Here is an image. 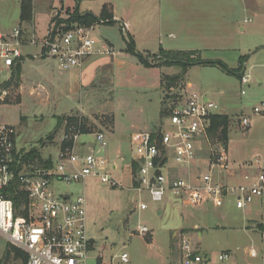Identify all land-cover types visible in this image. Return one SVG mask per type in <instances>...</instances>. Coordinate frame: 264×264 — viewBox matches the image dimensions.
<instances>
[{"label":"rangeland","instance_id":"obj_1","mask_svg":"<svg viewBox=\"0 0 264 264\" xmlns=\"http://www.w3.org/2000/svg\"><path fill=\"white\" fill-rule=\"evenodd\" d=\"M34 1L33 20L24 23L21 28L25 36V44L21 47L25 58L9 69L4 59L0 58V84L9 81L18 67L16 76L20 84L13 80L0 85V124L14 125L18 130L19 148L24 151L38 148L41 158L46 159L60 149L62 135L66 131L63 125L57 132V116L84 115L92 126L91 133L105 132L111 149L114 145L120 146L123 154L130 158L132 132L145 126L152 129L158 122L162 123L160 110L165 105V95L169 89L166 84L162 87L163 74H182L183 67L173 59L170 61L172 66L148 67L136 55L125 51L127 42L121 23L95 24L93 36L98 40L110 41L115 53L108 56L109 62L103 66V73L94 84L85 87L80 99L79 79L75 82L76 89L74 84L67 81L69 71L61 70L57 60L51 57L33 58L26 54L40 51L39 46L27 42L32 38L28 34H34L38 41H42L48 33L51 18H69L77 3L75 0ZM107 1L82 0L79 13L90 11L98 14ZM256 2L259 5L257 10H244L241 0H186L183 5L177 2L167 6L168 3H165L160 12L152 13H156L166 27L183 23L198 31L203 38L191 34L193 39L189 41V46H197L191 48L202 49L204 58H221L230 69L239 71L228 72L220 66L192 65L184 75V82L192 83L191 91L207 93L220 105L221 111L231 116L230 157L236 162L235 165L244 164L242 168L248 172L264 169V118H256L249 129L242 130L237 125L236 117L241 111L250 112L251 107L264 98V0ZM141 14L135 12L133 18L139 20ZM168 16L172 17L170 21H166ZM18 21L19 0H0V31L13 32ZM170 32L167 28L163 29L164 40L179 38L176 31H173L176 36L169 38ZM180 36L183 37L182 34ZM151 48L158 51L160 44ZM200 57L197 54L184 60L190 63L198 61ZM241 58L244 59L240 65ZM149 59L159 63L164 58L159 60L150 56ZM244 68L252 74L251 85L240 83L239 73ZM242 88L246 90L245 95L241 94ZM32 91L35 93L32 94ZM81 103L83 111L78 110ZM55 130L54 138L48 139ZM89 134L81 135L79 143L92 142L93 136ZM200 145L206 149L204 142ZM257 158L258 166L247 165L255 163ZM116 176L125 178L127 185L110 188L89 179L84 189L87 198V234L96 240L98 249L106 248V254L112 252V246L118 250L125 247L131 256L130 264L174 261L180 257L179 236L184 233L190 240L192 238V245L202 252L216 254L227 250L234 254L233 264H259V259L249 256L248 249L255 247L259 251L261 247L264 198L257 199L245 209H239L233 201H226L221 207L213 204L184 207L171 201L154 202L145 195L149 209L135 213V194L127 188L130 184L128 170L116 172ZM59 187L83 192V187L76 183H60ZM141 223L150 227L152 234L142 236L135 232ZM7 248L12 249V253L6 264H24L15 257L16 251L13 249L18 248L9 245L2 236L0 261H4Z\"/></svg>","mask_w":264,"mask_h":264},{"label":"built area","instance_id":"obj_2","mask_svg":"<svg viewBox=\"0 0 264 264\" xmlns=\"http://www.w3.org/2000/svg\"><path fill=\"white\" fill-rule=\"evenodd\" d=\"M121 25L126 34L128 23ZM94 28L73 25L67 30L49 29L42 41L33 35L27 42L40 47L39 56L54 58L61 70L70 71L82 68L91 57L115 53L108 41L93 36ZM24 37L21 27L0 33V58L6 67L16 66L25 57L21 50ZM252 81V74L246 68L241 70V85H251ZM191 88L192 83L184 80L169 87L162 123L155 130L131 134L130 158L120 146L110 153L105 132L81 133L71 126L62 135L60 149L46 159L42 157L50 160L46 165L38 159L32 162L25 158L29 151L18 146L17 128L0 124V236L26 254L27 264H130L125 247L118 250L112 246V252L106 254V248L98 249L96 240L88 236L84 191L89 179L110 188H123L127 185L125 178L117 177L116 172L125 169L130 177L127 188L135 194V213L149 209L145 195L154 202L171 201L184 207H221L233 201L239 209L263 199L264 170L245 172L240 179L226 181L236 175L229 149L215 143L209 134L211 117L225 113L207 93ZM241 94L246 90L242 88ZM78 110L83 111V103ZM236 117L240 129H249L256 118H264V98L250 112L241 111ZM85 134L92 135L93 141L79 143ZM66 142L72 144L64 146ZM255 163L259 164L258 158ZM60 183H76L83 192L61 189ZM135 232L148 236L152 229L141 223ZM179 238L180 257L161 264L235 263L231 251L205 253L193 246L186 234ZM260 244L259 251L251 247L248 254L264 264V230Z\"/></svg>","mask_w":264,"mask_h":264},{"label":"crops","instance_id":"obj_3","mask_svg":"<svg viewBox=\"0 0 264 264\" xmlns=\"http://www.w3.org/2000/svg\"><path fill=\"white\" fill-rule=\"evenodd\" d=\"M185 1L186 0H109L105 4L112 5L115 20H117L121 24L128 23L129 27L127 28V32L134 39L138 51H140L142 53H147L148 51H154L155 53H157L159 50L158 51L152 50L154 48H151V47H154L155 45L160 44V48H163L164 50H167V51H196L198 54H200L202 56L203 59H207V58L203 57V52H202L203 50L202 49L191 48V47H197V46H189V41L191 39H193L191 37L192 36L191 34L199 35L198 37H200L202 39L203 37H202L201 33H199L196 30H192V28L187 27L183 23L176 24L173 27H166L167 25H165L163 20L160 19L156 13H155V15L152 14L155 11H157V13L160 12L165 3H168L167 6H170L171 4H175L177 2H179L180 4L183 5V4H185ZM241 1L243 2L244 10H249V9L257 10L259 8V5L256 2V0H241ZM35 4H36V1H34V6H35ZM19 5H20V0H19ZM166 8H168V7H166ZM87 12H90V11H87ZM100 12L98 14L97 13H95V14L99 15ZM135 12L142 13L141 16L139 17L140 18L139 20H136L135 18H133V15ZM82 13H86V11L82 12ZM171 18H172L171 16H168L166 21H170ZM50 22H51V20H50ZM17 25H15L13 29H15L17 27L22 28L24 23L21 25L20 21H18ZM164 28H167L168 30L171 31L169 34V38L176 36V34L173 31H176L178 33L179 38H177V40H172V39L169 41L164 40L163 36H162V31ZM49 29H50V23H49L48 31H49ZM11 31L12 30H6L4 32L0 31V33H7L8 34V33H11ZM181 34L183 35V37L180 36ZM33 35L34 34H32V35L30 33L28 34V36H33ZM103 40L108 41L107 39H103ZM108 42L112 47H114L110 41H108ZM150 44L154 45V46H149ZM39 53H40V51L37 52L36 54L33 53L32 51L26 52L27 55H29L33 58H42L41 56L38 55ZM99 57H102V58H99ZM109 58L110 57H108V56H106V57L94 56V57L87 59V61L82 66V68H78V69H74V70L69 71L67 81H69L71 85L74 84V87H76V89H77L76 83H77V81L79 82L78 92L80 95V99H81V97H83V95L85 93L84 92L85 87H88L89 85L94 84L96 82L97 78L99 77V75L103 73V71H102L103 66L107 62H109ZM207 60H222L223 62H225L221 58H214V59L208 58ZM8 69H9V67H8ZM77 79H79V80H77ZM6 82H7V80L3 81L0 85L5 84ZM20 89H21V95H22V89H23L22 83H21ZM34 91H35V89H34ZM34 91H32V94L35 93ZM160 114H161V110H160ZM65 115H67V114H65ZM161 119H162V117H161ZM159 124H160V122H158L156 124V126L152 129L145 126L144 129L135 130L133 132L144 131V130H155ZM116 147L118 149L117 145L113 146V149H111L112 151H110L111 154H114L116 152V150H117ZM114 149H116V150H114ZM231 160H232V164H233V167L235 169L236 175L233 177H228L226 179L227 182H233L235 179H240L241 174L248 172L247 170L244 171V169L242 168V166L244 164L239 163V164L235 165L236 162L233 159H231ZM247 165H249V166L257 165L258 166L259 164L252 162V163H248ZM260 169L261 168H257V170H260ZM261 170H264V169H261Z\"/></svg>","mask_w":264,"mask_h":264},{"label":"trees","instance_id":"obj_4","mask_svg":"<svg viewBox=\"0 0 264 264\" xmlns=\"http://www.w3.org/2000/svg\"><path fill=\"white\" fill-rule=\"evenodd\" d=\"M75 1L77 5H76V8L72 10L73 12L70 15V17L67 19L53 17L50 22V29H53L54 31L56 29L67 30L73 26V23L80 25V26H92L95 24H114L118 22L117 20L114 19L113 8H112V5L110 4H104L102 6V9L99 15H96L92 12H86L82 15H78L79 6H80L79 3L82 0H75ZM20 9H21L20 10L21 25L23 23L31 22L34 17V0H20ZM68 10L70 11L71 9H68ZM61 24H64V25L60 28ZM122 33H124L123 29H122ZM123 35L127 42V47L125 48V51L133 55H136L139 61L143 63L144 65L148 67L150 66H157V67L172 66L170 61L173 59L174 61L179 62L178 65L183 67L182 74H177L173 76L163 74L162 87H164V84H166V86L169 88L173 86L175 83H177L178 81H183L185 73L187 72L188 68L192 65L220 66L221 68H223L224 70L228 72H239L238 70L236 71L234 69H230L228 65L222 60H207V59H203L202 57H200L198 61H191L190 63L184 60L186 58L188 59L190 56L197 55L198 53L196 51H167V50H164L163 48H160L159 51L154 54L149 53V52L142 53L137 50L136 43L128 32ZM150 56L153 59H157V58L159 60L160 58H164V59H162L163 61L158 63V62H155L154 60L151 61L149 59ZM243 59L241 58L240 65L243 62ZM18 69L13 71V77L9 81H7L6 84L9 83L10 81L16 80L17 84L20 85L19 77L16 76L18 74ZM239 76H240V73H239ZM163 114H164V107L161 109V116ZM57 119H58L57 128H56L57 132L60 128H62L63 125L66 126V129H68L71 126H76L81 131V133H90L92 131V126H90L88 118L84 117V115L83 116L62 115V116H57ZM230 123H231V116L226 113L225 114H215L211 117L209 134L215 143L221 142L228 147L229 139H230V126H231ZM55 133H56V130L55 132H52L48 136V139L54 138ZM67 144H72V142H66L64 143V146ZM25 158L32 162L38 159L39 163L44 164V165H46L48 161H50V160L46 161L41 158V153L38 148H34L31 151H29L26 154ZM13 250L16 251L15 257L21 259L24 264H27L26 254L23 251L18 250V249H13ZM11 253H12V249L7 248L6 253L4 255V261L3 260L0 261V264H6V262L9 260L11 256Z\"/></svg>","mask_w":264,"mask_h":264},{"label":"water","instance_id":"obj_5","mask_svg":"<svg viewBox=\"0 0 264 264\" xmlns=\"http://www.w3.org/2000/svg\"><path fill=\"white\" fill-rule=\"evenodd\" d=\"M78 15H82V14H81V13H78ZM257 50H258V49H257ZM257 50H256V51H257ZM256 51H255V52H256ZM92 241H94V239H92Z\"/></svg>","mask_w":264,"mask_h":264}]
</instances>
